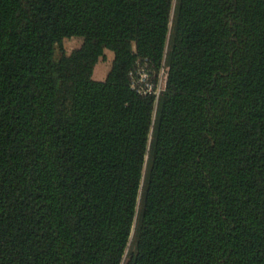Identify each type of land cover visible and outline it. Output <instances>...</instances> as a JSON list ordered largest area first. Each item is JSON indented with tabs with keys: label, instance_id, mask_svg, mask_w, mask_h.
<instances>
[{
	"label": "trees",
	"instance_id": "1",
	"mask_svg": "<svg viewBox=\"0 0 264 264\" xmlns=\"http://www.w3.org/2000/svg\"><path fill=\"white\" fill-rule=\"evenodd\" d=\"M0 264H264V0H0Z\"/></svg>",
	"mask_w": 264,
	"mask_h": 264
},
{
	"label": "rangeland",
	"instance_id": "2",
	"mask_svg": "<svg viewBox=\"0 0 264 264\" xmlns=\"http://www.w3.org/2000/svg\"><path fill=\"white\" fill-rule=\"evenodd\" d=\"M79 44L80 41L77 38H71L64 42L65 48L69 51L78 47ZM110 60H111V53L107 51L104 60H100L93 69L92 78L94 80L105 79L106 74L109 70Z\"/></svg>",
	"mask_w": 264,
	"mask_h": 264
},
{
	"label": "built area",
	"instance_id": "3",
	"mask_svg": "<svg viewBox=\"0 0 264 264\" xmlns=\"http://www.w3.org/2000/svg\"><path fill=\"white\" fill-rule=\"evenodd\" d=\"M143 77H145V75H143ZM150 88V87H149Z\"/></svg>",
	"mask_w": 264,
	"mask_h": 264
}]
</instances>
